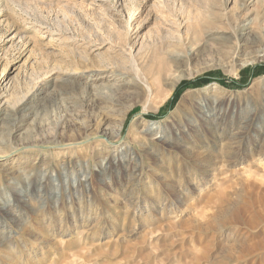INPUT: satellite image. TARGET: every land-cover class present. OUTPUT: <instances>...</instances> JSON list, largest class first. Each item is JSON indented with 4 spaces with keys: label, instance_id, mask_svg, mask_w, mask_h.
<instances>
[{
    "label": "rangeland",
    "instance_id": "rangeland-1",
    "mask_svg": "<svg viewBox=\"0 0 264 264\" xmlns=\"http://www.w3.org/2000/svg\"><path fill=\"white\" fill-rule=\"evenodd\" d=\"M263 52L264 0H0V264H264Z\"/></svg>",
    "mask_w": 264,
    "mask_h": 264
},
{
    "label": "bare ground",
    "instance_id": "bare-ground-1",
    "mask_svg": "<svg viewBox=\"0 0 264 264\" xmlns=\"http://www.w3.org/2000/svg\"><path fill=\"white\" fill-rule=\"evenodd\" d=\"M249 33V32H248ZM263 54H264V52H263ZM170 57V61H166V62H163V65L161 66L160 65V67H159V69H158V72H157V74L156 75H153L151 78H149L148 77V81H146L145 79H143L142 81H143V84H142V87H143V91H144V94L146 95V97L148 98H151L152 96H153V94H155V95H157V96H159L160 98H163V97H165V94L162 92V87H163V81H165V80H168L169 78H172V76H171V71H172V66L169 64V62H171V63H175L176 62V60L178 59L177 57H172V56H169ZM168 78V79H167ZM168 82H169V80H168ZM177 82V80L176 79H172L171 80V82H170V85L172 86V85H174L175 83ZM262 82V81H261ZM259 84H260V80L258 81V82H254L253 83V85H252V89H254V92H256L257 90H258V87H259ZM168 88V87H167ZM217 96H221L222 94H221V92L219 91V90H215V92H214ZM28 95V94H27ZM190 95H193V94H191V93H185V94H183L182 96H181V99H180V101H179V103H178V107H182V106H184V105H186V104H184V99L186 98V97H190ZM156 96V97H157ZM192 97V96H191ZM159 98V99H160ZM25 99V98H24ZM23 100V99H22ZM21 99H19V100H17L16 102H15V105L17 104V103H20L21 101H22ZM207 101V100H206ZM219 101V100H218ZM186 103V102H185ZM15 105H13V107L15 106ZM14 109V108H13ZM187 115V114H186ZM25 118V117H24ZM105 120V119H104ZM104 120H102L101 119V123L100 124H104L106 121H104ZM123 123H124V118H122L121 120H120V128H122V125H123ZM147 125H148V134H144L143 132V134L146 136V137H152V136H154V135H157L158 133H155V132H153L152 131V129H156V128H159V125H158V123H156V122H154V123H147ZM158 125V126H157ZM134 126H136V122H131L130 123V125H129V130L130 129H132ZM139 126V125H138ZM146 126V124H144L143 125V128ZM142 128V129H143ZM87 129H89V128H87ZM119 130V129H118ZM128 130V131H129ZM87 131V130H86ZM132 132V131H131ZM130 133V132H129ZM135 135V134H134ZM115 136H116V133H115ZM143 136V135H142ZM138 138V136L137 137H135L134 139L136 140ZM144 138V137H143ZM92 139H88L87 140V145H86V147L84 148V150H85V152L87 153L86 155H87V161H86V164H88L89 163V161H90V159H92V157H93V155H94V144L96 143H94V144H91V141ZM145 140V139H144ZM233 140V139H232ZM86 142V141H85ZM93 143V142H92ZM83 145V144H82ZM62 147H64V149H62V154H67V153H69V151L70 150H72L73 149V147L72 146H70V145H65V146H62ZM184 151V150H183ZM73 152H75V151H73ZM57 153V152H56ZM76 153V152H75ZM55 154V153H54ZM72 154V153H71ZM57 156H58V154H57ZM60 158V157H59ZM171 158V157H170ZM54 159H55V157H54ZM178 162H179V160H177ZM20 174V173H19ZM59 176H60V174H59ZM130 177V176H129ZM88 181V180H87ZM131 181V180H130ZM126 186V185H125ZM138 189V188H137ZM130 191V193L131 192H133L132 190H129ZM95 201V200H94ZM92 203V202H91ZM80 204V203H79ZM89 205V204H88ZM92 205H94V203L92 204ZM94 208V207H93ZM61 209H62V212L60 213L61 215H64V216H66V212L68 211V210H66V208L64 207V206H61ZM68 209V208H67ZM72 216V215H71ZM76 219V218H75ZM152 219V218H151ZM126 220H127V222L126 223H129L130 224V226H132V230H134L135 228V220H136V215L135 214H133V215H130V216H126ZM66 222V221H65ZM67 223V222H66ZM124 224V223H123ZM122 224V225H123ZM53 225V224H52ZM126 225V224H125ZM124 225V226H125ZM124 226H122V228H121V230H124L125 228H124ZM71 228V227H70ZM153 229V228H152ZM156 229V228H155ZM154 229V230H155ZM66 230V229H65ZM91 231V232H90ZM89 232H90V234H89V236H92V237H94L96 234H97V231H96V228L94 229V227L93 228H91V230H90ZM156 231V230H155ZM54 232V231H53ZM63 232H64V230H63ZM130 232V231H129ZM134 232V231H133ZM124 233V232H123ZM131 233V232H130ZM62 236V234L61 233H56L55 234V237L53 238V240H56V238H58V237H61ZM121 236V233H118V232H115V233H111V234H108V237H109V239H112L116 244L114 245V246H116V245H118V241H119V237ZM52 240V241H53ZM109 242H111V240H109V241H107V242H105L104 243V247L105 246H107L108 247V245L109 246H112V245H110L109 244ZM113 243V242H112ZM121 244V243H120ZM52 245H54V242H53V244ZM90 246V245H89ZM91 247V246H90ZM98 247H103V245H99ZM253 247V246H252ZM248 249V248H247ZM246 251V250H245ZM4 252V251H3ZM8 252V251H7ZM237 255V254H236ZM78 256V255H77ZM84 260L85 261H90V260H88V259H85L84 258ZM9 261V260H8ZM14 261V260H13ZM11 263V262H10ZM12 264H18L17 263V261L15 260L14 262H12Z\"/></svg>",
    "mask_w": 264,
    "mask_h": 264
},
{
    "label": "trees",
    "instance_id": "trees-1",
    "mask_svg": "<svg viewBox=\"0 0 264 264\" xmlns=\"http://www.w3.org/2000/svg\"><path fill=\"white\" fill-rule=\"evenodd\" d=\"M198 82H202V83H203V82H208V80H207V79H202V80H199ZM176 97H177V93L174 94V98H173V100H174ZM173 100H172V101H173ZM172 101H171V104L173 103Z\"/></svg>",
    "mask_w": 264,
    "mask_h": 264
}]
</instances>
